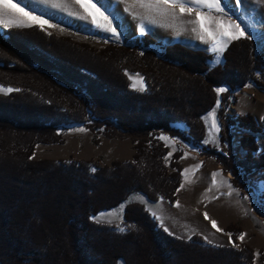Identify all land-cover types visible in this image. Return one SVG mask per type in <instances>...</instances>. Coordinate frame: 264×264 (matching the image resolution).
Listing matches in <instances>:
<instances>
[{
    "label": "trees",
    "instance_id": "obj_1",
    "mask_svg": "<svg viewBox=\"0 0 264 264\" xmlns=\"http://www.w3.org/2000/svg\"><path fill=\"white\" fill-rule=\"evenodd\" d=\"M215 56L147 34L137 45L99 50L39 27L0 33V85L13 89L0 93V264H255L236 225L226 230L239 249L210 246L199 235L189 241L170 235L143 204H127L135 195L176 204L183 152L169 166V148L154 134L183 138L173 126L185 125L193 146L209 150L204 117L217 106V89H229L223 95L229 103L264 70L248 37L233 41L223 63L212 66ZM127 73L141 74L147 91L134 90ZM233 124L221 112L226 150ZM238 125L245 157L222 161L235 187L245 189L257 185L251 175L264 171L255 137L262 129L251 115ZM73 126L91 128L96 143L100 135L125 134L136 142L134 160L108 166L33 159L38 144L63 143ZM123 205L126 232L92 220Z\"/></svg>",
    "mask_w": 264,
    "mask_h": 264
},
{
    "label": "rangeland",
    "instance_id": "obj_2",
    "mask_svg": "<svg viewBox=\"0 0 264 264\" xmlns=\"http://www.w3.org/2000/svg\"><path fill=\"white\" fill-rule=\"evenodd\" d=\"M12 2L27 12L29 17L35 16L46 20L47 24L44 25L43 30L47 34L70 38L76 43L88 44L99 50L106 48L110 43L134 46L139 44L143 36L147 34L165 45L180 42L187 47L213 53L211 40L205 35V40H208L205 43V40L200 38L199 25L192 22L197 18L195 4L188 5L193 8L191 14L187 12L181 14L180 9L177 8L175 9L176 15L173 17L159 15L154 10H151V13L137 12L134 14L128 11L119 0H98V2L91 0L104 16L113 21L112 26L119 36L117 39L110 32L97 28L91 22V17L82 19L81 16L86 13L75 0H60V2L12 0ZM144 2L147 4L151 0H144ZM220 3L226 13L225 22L239 25L245 33L244 37L254 41L256 54L264 61V0H220ZM207 12L208 9H201L202 15ZM219 16L221 13L213 11V24L211 25L213 29L215 18ZM29 17H24V19L27 20ZM97 19L102 21L103 17L97 14ZM142 26L143 35L141 34ZM31 27L40 28L36 23H33ZM11 28L29 27H7L0 24L1 33ZM233 41L235 40L227 44L223 52ZM156 50L160 52L159 49ZM223 52L219 55V62H217V54L214 53L216 56L212 66L223 63ZM127 74L134 90L147 91L144 77L141 74ZM141 79L143 80L142 86ZM222 88L225 91L219 93L221 97L216 108L204 117L207 127L205 146H208L209 150L196 149L193 146L187 139L188 128L185 125L173 126L180 132L186 133V135L183 134V138L173 137L164 132L154 134L169 148V166L172 155L179 150L183 152L180 162L184 181L183 187L179 190L177 203L171 205L165 199L153 202L143 195H135L127 204L134 202L143 204L170 235L175 236L174 231L184 233L188 227L184 225H190V230L201 236L205 244L210 246H227L230 241L226 229L230 225H236L243 230L242 234H244V240H240V244L245 243L254 249L255 264H264L261 262V253L264 252V195L259 192V184L264 181V171L250 176V179L257 183L255 187L249 184L247 188L239 189L233 184L234 176L225 170L222 161L223 157L234 158L236 161L245 157L241 143L245 130L238 125V119L249 115L262 129L261 133L255 137L260 148L258 156L264 153V70L261 73L258 72L253 82L231 94L228 98L229 103L223 100V95L228 93L229 89ZM0 89L9 88L0 85ZM0 93L9 94L10 92L0 91ZM221 112H223L224 119L234 123L228 132V150L221 145ZM63 133L64 142L61 144H38L33 159L38 161H93L111 166L114 162L133 161L137 152L136 142L123 133L112 137L100 135L97 137L98 143L94 141V131L88 127L73 126ZM212 149L217 150V154H212ZM200 151H207L205 152L207 154L203 155ZM214 174L215 180L213 179ZM177 204L179 206H176ZM124 208L125 205L117 210L102 212L93 216L92 220L115 227L119 232H126L128 226L123 218ZM205 213L208 219H205ZM95 217H99V222L94 219ZM212 221L216 222L217 228L221 231L212 227ZM236 248L239 249L240 246Z\"/></svg>",
    "mask_w": 264,
    "mask_h": 264
},
{
    "label": "snow or ice",
    "instance_id": "obj_3",
    "mask_svg": "<svg viewBox=\"0 0 264 264\" xmlns=\"http://www.w3.org/2000/svg\"><path fill=\"white\" fill-rule=\"evenodd\" d=\"M77 4L84 10L86 15L81 16L82 19H88L91 17V22L96 25L97 28L105 32H110L114 38H119L116 29L112 26L113 21L110 20L107 16H104L102 12H100L99 8L96 7L95 3H92L91 0H75ZM98 2V0H97ZM140 6L147 7L151 10L156 11L159 15L162 16H173L175 17V9L179 8L180 13L183 14L187 12L191 14L193 8L188 6L190 4L196 5V20L192 21L199 25V33L200 38L205 40V35L212 42V51L217 54V62H219V55L222 54L224 48L227 46L229 42L232 40H239L244 37L245 33L240 29L239 25L232 24L230 22H225L224 17L226 13L224 12V8L221 7L220 0H151L150 3L145 4L144 0H138ZM225 7L227 4L225 3ZM208 9V12L205 14H201V9ZM213 11L221 13V16L215 18V28H212L213 19L212 14ZM97 14L103 17L102 21L97 19ZM24 17H29L27 12L17 6L16 3H13L12 0H0V24H3L7 27H31L33 23H36L40 26L41 30L44 29V25L47 24L46 20H43L39 17H29V19H24ZM49 27H53V25H49ZM196 29H194L195 31ZM141 34H144V28L141 27ZM208 40H205L207 43ZM141 86L143 85V80H140ZM141 90L143 88L141 87ZM0 91L12 92L13 89L9 88L7 90L0 89ZM225 91V89L220 88L217 89L218 94ZM215 126V124H214ZM162 139H164L162 137ZM95 171V169H93ZM187 172V170H185ZM215 180V174L213 176ZM183 187V185L181 186ZM176 206H179L178 204ZM104 215V214H101ZM99 222V217H95ZM205 219H208L207 213H205ZM212 227L216 228L217 231H221V229L217 228L216 222L212 221ZM123 231V229H120ZM229 235V241L231 242V234ZM241 241L244 240V234L239 236ZM233 247H236L233 244Z\"/></svg>",
    "mask_w": 264,
    "mask_h": 264
},
{
    "label": "bare ground",
    "instance_id": "obj_4",
    "mask_svg": "<svg viewBox=\"0 0 264 264\" xmlns=\"http://www.w3.org/2000/svg\"><path fill=\"white\" fill-rule=\"evenodd\" d=\"M49 2L55 1L60 2V0H48ZM120 3L130 12L137 13V12H145V13H151V9L147 7L140 6V3L138 0H119ZM146 4V2H144ZM149 3V2H148ZM147 11V12H146ZM259 192L260 194L264 195V181L260 182L259 184Z\"/></svg>",
    "mask_w": 264,
    "mask_h": 264
},
{
    "label": "crops",
    "instance_id": "obj_5",
    "mask_svg": "<svg viewBox=\"0 0 264 264\" xmlns=\"http://www.w3.org/2000/svg\"><path fill=\"white\" fill-rule=\"evenodd\" d=\"M150 213V212H149ZM151 215H152V217L156 220V222L158 223V225H159V227L160 228H162L163 230H164V227L162 226V224H160L158 221H157V218L152 214V213H150ZM184 226H188V227H186V232H184V233H178V232H176V231H174V237H176V238H180V239H184V240H187V241H189V240H191V238L193 237V236H195V235H197V234H195L194 232H192L191 230H190V225H184ZM166 231V230H165ZM227 234H229V233H227ZM173 236V235H172ZM178 236V237H177ZM232 242H230L227 246H232ZM221 247H223V246H221Z\"/></svg>",
    "mask_w": 264,
    "mask_h": 264
},
{
    "label": "water",
    "instance_id": "obj_6",
    "mask_svg": "<svg viewBox=\"0 0 264 264\" xmlns=\"http://www.w3.org/2000/svg\"><path fill=\"white\" fill-rule=\"evenodd\" d=\"M1 33V32H0Z\"/></svg>",
    "mask_w": 264,
    "mask_h": 264
}]
</instances>
